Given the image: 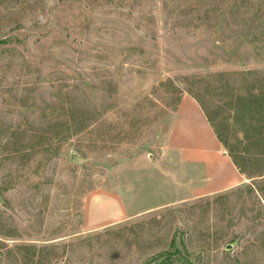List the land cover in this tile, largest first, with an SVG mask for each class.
Returning a JSON list of instances; mask_svg holds the SVG:
<instances>
[{
  "label": "rangeland",
  "instance_id": "rangeland-1",
  "mask_svg": "<svg viewBox=\"0 0 264 264\" xmlns=\"http://www.w3.org/2000/svg\"><path fill=\"white\" fill-rule=\"evenodd\" d=\"M183 94L241 185L190 194ZM0 264H264V0H0Z\"/></svg>",
  "mask_w": 264,
  "mask_h": 264
},
{
  "label": "crops",
  "instance_id": "crops-1",
  "mask_svg": "<svg viewBox=\"0 0 264 264\" xmlns=\"http://www.w3.org/2000/svg\"><path fill=\"white\" fill-rule=\"evenodd\" d=\"M166 147L175 153L178 161L193 173L187 184L193 196H205L241 185L246 178L234 164L228 152L206 118L198 102L183 94L174 111ZM120 197L114 193L103 196L100 202L84 206V224L94 228L118 221L126 216Z\"/></svg>",
  "mask_w": 264,
  "mask_h": 264
},
{
  "label": "trees",
  "instance_id": "trees-1",
  "mask_svg": "<svg viewBox=\"0 0 264 264\" xmlns=\"http://www.w3.org/2000/svg\"><path fill=\"white\" fill-rule=\"evenodd\" d=\"M251 104H254V103H251ZM200 107L202 108V106H200ZM202 110H203V109H202ZM203 112H204V111H203ZM204 114H205V112H204ZM205 116H206V118H207L208 121H209V118L207 117L206 114H205ZM209 122H210V121H209ZM210 125L212 126V128H213V130H214V133L216 134L217 138L220 140V142H222L221 139L219 138V136H218L216 130L214 129L213 125L211 124V122H210ZM228 154H229V153H228ZM229 156L231 157V159H232V161L234 162V164L237 166V164H236V162L234 161V159L232 158L231 154H229ZM237 167H238V169L240 170V172H242L241 169L239 168V166H237Z\"/></svg>",
  "mask_w": 264,
  "mask_h": 264
}]
</instances>
